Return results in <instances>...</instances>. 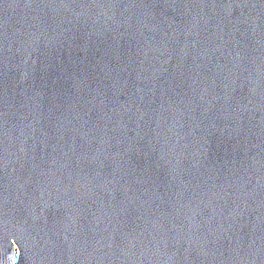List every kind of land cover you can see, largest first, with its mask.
<instances>
[{"label": "water", "instance_id": "1", "mask_svg": "<svg viewBox=\"0 0 264 264\" xmlns=\"http://www.w3.org/2000/svg\"><path fill=\"white\" fill-rule=\"evenodd\" d=\"M0 264H264V0H0Z\"/></svg>", "mask_w": 264, "mask_h": 264}]
</instances>
